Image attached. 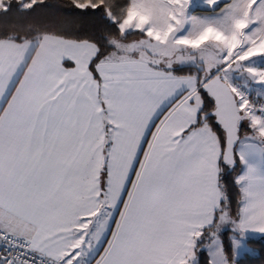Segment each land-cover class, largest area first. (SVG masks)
Segmentation results:
<instances>
[{
  "label": "snow or ice",
  "instance_id": "1",
  "mask_svg": "<svg viewBox=\"0 0 264 264\" xmlns=\"http://www.w3.org/2000/svg\"><path fill=\"white\" fill-rule=\"evenodd\" d=\"M0 22V264H238L264 239V0Z\"/></svg>",
  "mask_w": 264,
  "mask_h": 264
},
{
  "label": "trees",
  "instance_id": "2",
  "mask_svg": "<svg viewBox=\"0 0 264 264\" xmlns=\"http://www.w3.org/2000/svg\"><path fill=\"white\" fill-rule=\"evenodd\" d=\"M50 2L57 4L59 8L66 9L70 0H50ZM66 16L65 12H57L55 9L53 10H43L42 12L38 13L36 19H43V18H52L55 17L57 19H64ZM79 21V18L73 17ZM2 23V22H0ZM96 23L94 20H85L82 23H79L78 26L82 27L85 31L93 30V24ZM235 173H233V176ZM238 197L234 195V201L237 200ZM235 208V203L233 204ZM249 252H246L243 256L238 258V264H264V239H260L259 235L257 238L253 239L249 242ZM205 259L207 258V254L205 253Z\"/></svg>",
  "mask_w": 264,
  "mask_h": 264
},
{
  "label": "crops",
  "instance_id": "3",
  "mask_svg": "<svg viewBox=\"0 0 264 264\" xmlns=\"http://www.w3.org/2000/svg\"><path fill=\"white\" fill-rule=\"evenodd\" d=\"M194 14H195V15H201L202 13L198 10V11H196ZM257 235H259V234H257Z\"/></svg>",
  "mask_w": 264,
  "mask_h": 264
},
{
  "label": "rangeland",
  "instance_id": "4",
  "mask_svg": "<svg viewBox=\"0 0 264 264\" xmlns=\"http://www.w3.org/2000/svg\"><path fill=\"white\" fill-rule=\"evenodd\" d=\"M248 248H249V247H248ZM246 252H249V250L246 251ZM246 252L242 253L238 258H240L241 256H243ZM238 258H237V259H238Z\"/></svg>",
  "mask_w": 264,
  "mask_h": 264
}]
</instances>
